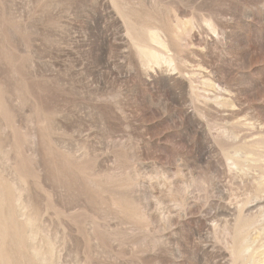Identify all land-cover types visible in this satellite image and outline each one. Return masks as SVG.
I'll return each instance as SVG.
<instances>
[{
	"label": "rangeland",
	"instance_id": "rangeland-1",
	"mask_svg": "<svg viewBox=\"0 0 264 264\" xmlns=\"http://www.w3.org/2000/svg\"><path fill=\"white\" fill-rule=\"evenodd\" d=\"M263 254L264 0H0V264Z\"/></svg>",
	"mask_w": 264,
	"mask_h": 264
},
{
	"label": "bare ground",
	"instance_id": "bare-ground-1",
	"mask_svg": "<svg viewBox=\"0 0 264 264\" xmlns=\"http://www.w3.org/2000/svg\"><path fill=\"white\" fill-rule=\"evenodd\" d=\"M155 41H156V40H155ZM232 164H233V163H232ZM16 236H17V235H16ZM263 259H264V254H263ZM263 259H262V260H263ZM256 262H257V261H256ZM260 263H261V261H260ZM261 264H262V263H261ZM263 264H264V263H263Z\"/></svg>",
	"mask_w": 264,
	"mask_h": 264
}]
</instances>
